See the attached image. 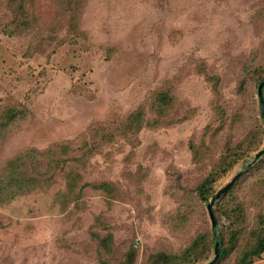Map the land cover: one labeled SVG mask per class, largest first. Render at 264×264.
Wrapping results in <instances>:
<instances>
[{"label":"rangeland","instance_id":"1","mask_svg":"<svg viewBox=\"0 0 264 264\" xmlns=\"http://www.w3.org/2000/svg\"><path fill=\"white\" fill-rule=\"evenodd\" d=\"M16 7L0 0V184L20 153L53 154L24 162L39 186L0 198V264H205L233 228L213 264H234L264 210V155L214 202L215 230L196 187L212 173L215 194L264 147V0Z\"/></svg>","mask_w":264,"mask_h":264},{"label":"trees","instance_id":"2","mask_svg":"<svg viewBox=\"0 0 264 264\" xmlns=\"http://www.w3.org/2000/svg\"><path fill=\"white\" fill-rule=\"evenodd\" d=\"M11 3L15 4L17 7L15 9V14L18 16L19 19H24V11H25V0H10ZM23 25H26L24 22L25 20L21 21ZM264 80V77L260 78L257 81V85ZM264 90V88H263ZM165 97L163 96L161 100H164ZM15 115H9L8 118L14 117ZM6 122H0V130L5 126ZM93 132L96 134H101L105 139H110L113 137V134L108 132L104 126H96L93 128ZM62 152L65 154L67 149L65 146L61 147ZM49 154H53V150L49 149L46 151H37V150H26L23 153L17 155L13 160L7 162L5 167L6 175L8 174L7 181L3 184H0V198L2 199L6 193H14L16 188H25L28 186H39L40 181L38 179L33 178V176H29L24 172V162L29 160L31 162H38V157L46 156ZM240 155L236 156V159L239 158ZM29 162V163H31ZM235 163L236 161H231ZM32 164V163H31ZM214 182V176L212 173L207 174L206 177L202 179V181L197 185L196 192L198 198L203 202H208V200L214 195L211 193V186ZM235 183V182H234ZM106 184H93V187L96 189H102ZM72 187L71 185H69ZM229 191V190H228ZM227 191V192H228ZM4 199V198H3ZM228 219H231L230 223L233 225H237L241 223L242 218H235L236 215L234 213H222ZM258 230L256 232V236L254 239V244L244 248L239 255L235 258L234 264H251L255 259L261 257L262 252L264 251V210L258 216ZM215 230V229H213ZM239 233L237 230L233 228L231 232V237L229 238V245L226 248L222 247V239L217 234H214L218 237L219 241V250L220 255L218 260H221L224 257H227L230 254L231 249L234 246V243L237 241ZM215 242V237L212 239ZM205 245V240L203 235H199L197 239H195L186 249V253H195L201 247ZM161 253V252H159ZM166 257L165 255H163ZM169 259L168 257H166ZM217 260V261H218ZM216 261V262H217ZM130 259L124 261L122 264H130Z\"/></svg>","mask_w":264,"mask_h":264},{"label":"water","instance_id":"3","mask_svg":"<svg viewBox=\"0 0 264 264\" xmlns=\"http://www.w3.org/2000/svg\"><path fill=\"white\" fill-rule=\"evenodd\" d=\"M263 88H264V80L261 81L257 85V98H258V107H259V114L260 116L264 119V94H263ZM262 155H264V147L257 151L254 154L253 162L248 163L241 171H238L225 185H223L221 188H219L215 194L210 198V200L206 203V211L208 218L211 223V228L215 229L216 227V218L213 212V205L214 202L221 196L223 195L233 184L234 182L239 178V176L247 170L255 161H257ZM215 242H214V256L213 258L205 263V264H213L215 263L220 255V250H219V241L218 237L215 235Z\"/></svg>","mask_w":264,"mask_h":264},{"label":"crops","instance_id":"4","mask_svg":"<svg viewBox=\"0 0 264 264\" xmlns=\"http://www.w3.org/2000/svg\"><path fill=\"white\" fill-rule=\"evenodd\" d=\"M251 264H264V251L261 254V257L255 259Z\"/></svg>","mask_w":264,"mask_h":264}]
</instances>
